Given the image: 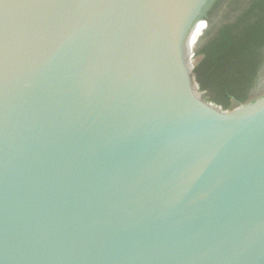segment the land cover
<instances>
[{
	"label": "water",
	"instance_id": "95a60500",
	"mask_svg": "<svg viewBox=\"0 0 264 264\" xmlns=\"http://www.w3.org/2000/svg\"><path fill=\"white\" fill-rule=\"evenodd\" d=\"M223 1L0 0V264H264V86L196 75Z\"/></svg>",
	"mask_w": 264,
	"mask_h": 264
},
{
	"label": "trees",
	"instance_id": "16d2710c",
	"mask_svg": "<svg viewBox=\"0 0 264 264\" xmlns=\"http://www.w3.org/2000/svg\"><path fill=\"white\" fill-rule=\"evenodd\" d=\"M196 50L201 89L232 108L255 95L264 79V0H227Z\"/></svg>",
	"mask_w": 264,
	"mask_h": 264
},
{
	"label": "flooded vegetation",
	"instance_id": "af4514ba",
	"mask_svg": "<svg viewBox=\"0 0 264 264\" xmlns=\"http://www.w3.org/2000/svg\"><path fill=\"white\" fill-rule=\"evenodd\" d=\"M218 7H220V6H218ZM220 11H221L220 8L216 9V10L214 11L212 17H213V16H217V15L220 13ZM211 19H212V18H211ZM262 86H264V80H262V81H261V84L259 85V87H262ZM255 92H256V91H255ZM262 93H264V92H262ZM262 93H259L258 95H260V94H262ZM255 96H257V95H254V97H255Z\"/></svg>",
	"mask_w": 264,
	"mask_h": 264
}]
</instances>
